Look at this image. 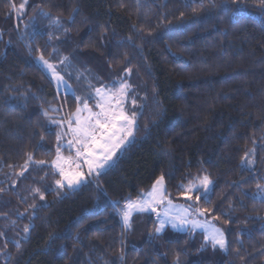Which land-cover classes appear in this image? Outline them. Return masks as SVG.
<instances>
[{"label":"trees","instance_id":"trees-1","mask_svg":"<svg viewBox=\"0 0 264 264\" xmlns=\"http://www.w3.org/2000/svg\"><path fill=\"white\" fill-rule=\"evenodd\" d=\"M23 2L0 0V264H264V4L29 0L17 20ZM41 11L70 21L64 45L77 43L87 65L130 68L145 86L134 141L77 190L58 188L51 166V122L78 102L38 62L54 54L50 37L26 35ZM161 175L178 202L179 186L209 176L199 206L211 209L204 218L222 228L226 250L171 231L132 246L121 210Z\"/></svg>","mask_w":264,"mask_h":264},{"label":"snow or ice","instance_id":"snow-or-ice-1","mask_svg":"<svg viewBox=\"0 0 264 264\" xmlns=\"http://www.w3.org/2000/svg\"><path fill=\"white\" fill-rule=\"evenodd\" d=\"M28 0H24L16 9L17 16L22 17ZM264 4V0H260ZM15 7V6H14ZM67 57L59 61V65H63ZM38 62L50 73L52 79L58 87L69 88L62 69L58 64L45 60L43 55L38 58ZM125 73H130L131 69H125ZM130 85L126 82L120 83L115 93L108 88L101 86L95 89V104L89 106V98L75 97L78 102L76 111L68 118L66 122L67 131L57 133L56 158L51 162V166L58 172L60 179L56 180L58 188L68 187L69 189L79 185L86 175L95 173L101 175L103 171L111 167L114 158L118 153L132 141L129 137H133V128L135 126L136 113L132 112L128 115L123 107L124 98L128 95ZM135 104V100L132 101ZM93 108L99 109L94 111ZM87 113L82 117V113ZM60 128H65V121H53ZM64 135H70L71 139L67 141V148L74 149V156H63L61 149L65 147L61 143ZM248 153H245L247 157ZM32 156L29 155L28 161L25 162L23 168L29 167ZM251 163V161H247ZM38 165H45V161L35 162ZM87 166V173L82 171L83 166ZM23 175V172L20 173ZM212 180L208 175L198 178L197 181L190 182L187 186L181 185L180 196L191 203L187 207L174 205L170 194L165 187V177L161 175L153 183L151 190L141 194L136 200L126 202L122 211V222L127 227L130 226V218L133 212L146 213L151 212L157 216L159 227L155 229L160 233L166 224H170L172 228H203L207 233L205 240L210 241L215 248H226V239L224 231L217 227L209 229L207 222L201 223L200 217L206 216L211 212L209 208H201L199 202L203 199L208 202V193L211 191L210 185ZM257 195L264 196V187L257 185ZM2 191V189H0ZM39 194L40 200H44V194L39 188L34 189ZM33 207H35L33 205ZM174 208H179L177 212H173ZM227 223V221H225ZM25 232L28 228L25 227ZM178 264V262H177Z\"/></svg>","mask_w":264,"mask_h":264},{"label":"rangeland","instance_id":"rangeland-1","mask_svg":"<svg viewBox=\"0 0 264 264\" xmlns=\"http://www.w3.org/2000/svg\"><path fill=\"white\" fill-rule=\"evenodd\" d=\"M28 4H29V0L25 6L22 17H25L27 15ZM16 9L17 8H15L14 10H15L16 18L18 20V18H22V17L17 16ZM69 26H70L69 20L65 18H57L55 16L48 15L45 12L41 11L38 14H36L33 19H31V21L26 25L25 29L28 38H33L37 33L48 35L50 37V43L54 48V54L51 57V59L48 61L58 64V66L62 69L61 74L64 75L65 80L70 86L67 89H65L64 87H58L56 82L52 79L56 86L58 94H70L72 96L81 97V98L91 97L92 99H89V106L93 107L95 104V89L97 87L104 86L108 88L111 92L115 93L120 83L126 82L128 85H130V88L128 89V95L124 98L123 107L128 115H131L132 112L136 113L135 116L136 123L133 128V137H129V140L133 142L136 136L138 119L141 115V111L143 109V103L145 101V86L141 81V78L139 77L137 72L133 70H131L130 73H125L124 71L125 69H122L119 72H108V71L99 72L96 70L97 68L93 69L91 66H89L90 64L87 65L83 61L81 56L78 55L79 46L77 43L76 45H70V46L64 45L69 35ZM27 42H29V40H27ZM65 57H67L65 63L63 65H59V61ZM42 67L44 68V66ZM99 67L102 68L103 66L99 65ZM45 71L51 77L50 73L46 69ZM133 100H135V104L132 103ZM93 110L98 111L99 109L93 108ZM81 115L83 117L86 116L87 113L85 112L82 113ZM71 116L72 114L69 117ZM69 117L67 116L63 119V121H65V128L62 129L59 127L58 130L59 133H63L67 131L66 122ZM53 121H61V120L55 119ZM53 121L51 122L52 126H56L53 123ZM69 139H71L70 135H64L61 141V143L65 145V147L61 149V153L65 157L69 155L74 156V149L69 150L67 148V141ZM121 152L122 151L118 153V156L120 155ZM118 156L114 158V162L112 163V165L117 161ZM109 168L110 167L106 168L103 172H105ZM29 170L30 169L28 167L26 172H28ZM81 170L87 173V166L86 165L83 166ZM55 172L58 174L56 170ZM95 176H97L95 173H93L90 176L86 175L85 179L74 188L72 189H69L68 187H64V188H67L69 190L80 189L83 185L87 184L91 180V178ZM209 187L211 189L212 184ZM132 200H136V199H132ZM183 200L184 202H178L172 199V202L174 205H178L182 207H187L188 204L191 203L189 201H185L184 198ZM124 207L121 210V214L122 211L124 210ZM179 210H180L179 208H174L173 212H177ZM121 214L120 217L122 220ZM199 220L201 221V223L207 222L209 229L214 226L222 230V228L219 225L215 224L210 220H207L204 217H200ZM129 224L130 226L127 227L125 226V228L131 233V243L132 246L136 248L143 246V244L149 240L155 242L159 237H163L164 234L168 231L179 234H185V235H193V236L201 235L204 239H205V235L207 234L203 228H199V227L197 228L189 227L188 229H182L179 227L172 228L170 224H166L163 230L160 233H157L155 229L159 227V221L157 219V216L151 212H146V213L133 212ZM205 243L212 246V243L210 241L205 240ZM226 247H227V243H226ZM215 249H218L220 251L226 250V248L221 249L219 248V246H216Z\"/></svg>","mask_w":264,"mask_h":264}]
</instances>
